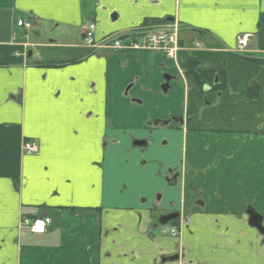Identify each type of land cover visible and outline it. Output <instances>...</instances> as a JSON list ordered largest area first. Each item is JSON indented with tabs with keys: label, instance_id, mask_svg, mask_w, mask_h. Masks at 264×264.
<instances>
[{
	"label": "crops",
	"instance_id": "1",
	"mask_svg": "<svg viewBox=\"0 0 264 264\" xmlns=\"http://www.w3.org/2000/svg\"><path fill=\"white\" fill-rule=\"evenodd\" d=\"M173 21L176 61L81 41ZM246 204L263 211L264 0H0V264H246Z\"/></svg>",
	"mask_w": 264,
	"mask_h": 264
},
{
	"label": "built area",
	"instance_id": "2",
	"mask_svg": "<svg viewBox=\"0 0 264 264\" xmlns=\"http://www.w3.org/2000/svg\"><path fill=\"white\" fill-rule=\"evenodd\" d=\"M17 26L30 29L32 23L17 21ZM94 23H88L82 30V44L89 49H105L109 52L122 50L135 51H153L160 53L170 60L176 61V55L180 50L179 45V26L173 22H150L145 25L136 27L125 34L107 36L100 41H94ZM251 33L244 32L236 37V52L244 53L248 48L252 38ZM199 48L200 44L195 43ZM23 150L27 154L38 153V147L33 142H27L23 145ZM24 224L33 234L45 232L49 224L48 218H37L33 220L25 219ZM166 233L171 237L179 235V227L171 225Z\"/></svg>",
	"mask_w": 264,
	"mask_h": 264
},
{
	"label": "flooded vegetation",
	"instance_id": "3",
	"mask_svg": "<svg viewBox=\"0 0 264 264\" xmlns=\"http://www.w3.org/2000/svg\"><path fill=\"white\" fill-rule=\"evenodd\" d=\"M177 118H180V117H177ZM166 122L168 124V121H166ZM170 122H171V118H170ZM183 122H184V118H183L182 122H179V124L181 126H183ZM135 142H143L144 144L141 147L147 146V141H134V143ZM164 142H166V141H164ZM134 143H132V144L134 145ZM135 147H138V146H135ZM180 176H181L180 171L171 168V169L167 170V172L165 173L164 180L167 184L176 186L177 181L179 180ZM216 196H218V195H216ZM253 211L256 212L261 217L259 229L253 228L249 225L250 213L252 214ZM175 213L179 214V211H171L169 213L159 215L157 217V224H158V220L160 218H162L164 216L172 215ZM179 219H180V214L176 220H173L170 223L177 222V221H179ZM240 220H241L240 222L243 225H245L247 228L246 233L242 235L243 236L242 238L245 241V246L247 247V258L245 260L246 264H264V211H258L253 205L246 204L243 208L242 213H241Z\"/></svg>",
	"mask_w": 264,
	"mask_h": 264
},
{
	"label": "water",
	"instance_id": "4",
	"mask_svg": "<svg viewBox=\"0 0 264 264\" xmlns=\"http://www.w3.org/2000/svg\"><path fill=\"white\" fill-rule=\"evenodd\" d=\"M164 79V85L162 86V91L166 92L167 89H168V83L169 81H171L173 79V77H170L168 75H165L163 77ZM183 118L180 117V118H176V117H172L171 118V121L176 123V122H182ZM158 122H155L154 125H157ZM162 126L166 125L167 122H161L160 123ZM143 142H135L134 143V146H138V147H141L143 146ZM179 214L178 213H175V214H172V215H168V216H164L162 218H160L158 220V225L159 226H165L167 225L168 223H170L171 221L173 220H176L178 218ZM260 221H261V217L253 211V213L251 214L250 213V222H249V225L253 228H258L259 229V224H260ZM178 260V254H171V255H168V256H163L161 258V262L162 263H165V262H174Z\"/></svg>",
	"mask_w": 264,
	"mask_h": 264
},
{
	"label": "trees",
	"instance_id": "5",
	"mask_svg": "<svg viewBox=\"0 0 264 264\" xmlns=\"http://www.w3.org/2000/svg\"><path fill=\"white\" fill-rule=\"evenodd\" d=\"M189 73H191L197 81H200L199 79L201 77H208L207 79H205L204 81L205 82H208L210 83L211 82V77H212V74L210 73H207V72H201L199 71V69L197 68V63L196 62H190L189 64Z\"/></svg>",
	"mask_w": 264,
	"mask_h": 264
},
{
	"label": "rangeland",
	"instance_id": "6",
	"mask_svg": "<svg viewBox=\"0 0 264 264\" xmlns=\"http://www.w3.org/2000/svg\"><path fill=\"white\" fill-rule=\"evenodd\" d=\"M160 195H157V197H159ZM261 205V208L263 209L264 211V204H260ZM168 226V225H167Z\"/></svg>",
	"mask_w": 264,
	"mask_h": 264
}]
</instances>
